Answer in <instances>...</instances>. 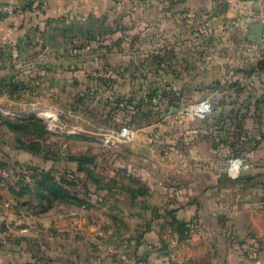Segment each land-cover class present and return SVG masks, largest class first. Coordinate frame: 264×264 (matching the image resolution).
I'll return each instance as SVG.
<instances>
[{"label":"rangeland","instance_id":"rangeland-1","mask_svg":"<svg viewBox=\"0 0 264 264\" xmlns=\"http://www.w3.org/2000/svg\"><path fill=\"white\" fill-rule=\"evenodd\" d=\"M197 22L190 28L192 35ZM197 42L202 49L206 40ZM221 49L218 45L217 51ZM155 55L148 70L150 81H112V74L99 81L96 64L89 81L52 97L54 111H42L55 115V127L51 129L38 114L50 133L38 138L41 147L36 153L59 156L61 165L28 167V159L14 155L10 145L15 136L4 118L12 112L0 103V171L14 167L21 173L18 181L0 177V203L11 197L16 204L9 209L28 201L26 205L42 212L57 210L63 222L85 217L91 224L84 234L81 228L60 230L58 247L45 243L26 258V264H264L262 174L241 176L250 167L251 153L254 159L262 156L256 148L262 133L260 128L251 137L246 133L247 119L241 115L256 120L254 99L234 83L243 81L244 74L245 81H262L254 76L262 74L264 53L246 65L239 78L224 71L222 81L213 75L218 62L210 65L203 59L199 67L194 55L172 62L176 79L164 80L162 55ZM138 72L140 78L148 73ZM199 76L212 80L193 81ZM204 98L212 106L205 118L175 117L180 107ZM170 104L180 107L168 113ZM124 125L136 130L131 141H122L117 134ZM237 156L245 157L249 167L231 179L226 168ZM70 157L84 159L81 170ZM210 170L220 175L218 183L212 182ZM40 171L49 173L47 180L58 182L60 193L37 189L34 178L40 179ZM42 193L47 201L41 199ZM5 210L0 204V215ZM17 226L0 220V244H6L0 248L19 242V236L12 235ZM70 239L78 257L74 261L65 258L71 252Z\"/></svg>","mask_w":264,"mask_h":264},{"label":"crops","instance_id":"crops-1","mask_svg":"<svg viewBox=\"0 0 264 264\" xmlns=\"http://www.w3.org/2000/svg\"><path fill=\"white\" fill-rule=\"evenodd\" d=\"M0 3L15 7L12 14H0V103L11 110V118L39 117L42 110L53 112L52 97L62 89L76 86L77 82L82 84L79 81H89L88 73H92L96 64L99 81L110 78L111 74L114 75L112 81H150L148 70L155 54H161L162 65L166 67L163 78L170 81L176 79L171 74L172 62L194 55L193 59L198 60L194 64L199 67L203 66V59L205 64L218 62L212 69L213 75L215 81H222L224 71L239 78L238 73L244 72L246 65L262 58L264 53V42L257 43L250 38L254 33L250 25L257 21L238 23L226 35L216 32L205 38L202 49L197 47L198 39L190 29L200 19L208 18L210 23L217 24L228 17L264 8L263 0H0ZM218 45L223 47L221 51H217ZM218 54L222 56L221 61L216 60ZM144 69L147 76L140 78L138 71ZM247 76L244 74L243 81L234 83L246 95L252 93L256 120L244 113L241 116L247 119L244 126L249 128L246 130L249 137L260 128L262 138L256 148L262 156L254 159L251 153L250 167L241 176L262 174L264 245V68L262 74L254 76L262 77V81H245ZM178 77L182 79L185 74L179 73ZM203 79L212 80L199 76L193 81ZM12 143L14 155L28 159V167L53 163L57 166L63 161L59 156H44L19 147L14 137ZM210 164L213 168V161ZM209 175L214 184L219 182L218 172L213 175L210 170ZM27 202L21 201L15 209L6 208L0 215L6 226L18 225L12 235L20 238L19 242L7 245L8 248H0V264H26V258L32 252L36 254L45 243L58 247L60 230L77 232L81 228L84 234L91 228L85 217H70L63 222L57 210L42 212L29 207ZM64 223L70 225L64 228ZM68 242L71 252L65 258L74 261L78 257L72 251L73 241ZM58 259L53 257L52 260Z\"/></svg>","mask_w":264,"mask_h":264},{"label":"built area","instance_id":"built-area-1","mask_svg":"<svg viewBox=\"0 0 264 264\" xmlns=\"http://www.w3.org/2000/svg\"><path fill=\"white\" fill-rule=\"evenodd\" d=\"M264 1V0H263ZM13 4L0 3V14H12L14 12ZM261 22L264 25V8L255 9L249 13H244L241 15H236L234 17H228L224 21L217 24L210 23L209 19H203L200 22L194 24L193 34L196 38L202 39L213 36L216 32L226 35L230 32L231 28L238 23H248V22ZM212 110L210 100L208 98L200 99L192 103L185 104L180 107L175 114V117L182 121L187 116H194L197 118H205ZM41 118L47 123V125L52 129L55 127L56 117L48 111L40 112ZM54 119V121H52ZM122 141H131L135 134L136 130L132 129L130 126L124 125L120 128L117 133ZM249 167L248 161L245 157L237 156L230 159L227 168L226 174L230 178H237L244 170ZM0 177H10L14 181H18L21 178V173L19 169L14 167L3 168L0 171ZM5 208H10L16 204L15 199L9 197L4 199L0 203Z\"/></svg>","mask_w":264,"mask_h":264},{"label":"trees","instance_id":"trees-1","mask_svg":"<svg viewBox=\"0 0 264 264\" xmlns=\"http://www.w3.org/2000/svg\"><path fill=\"white\" fill-rule=\"evenodd\" d=\"M261 67L264 68V61H261ZM12 88H15V86H12ZM180 107L179 104H173L169 105L167 107L166 112H174ZM7 122L8 129L13 131L15 133V141L18 143L19 147H23L31 152H38V150L41 147V142L38 140V138L42 137L45 133H49L48 129L46 128L43 120L36 116H29V117H4ZM32 125H36L38 129L34 131L32 129ZM25 136H31V137H25ZM37 137V138H35ZM70 159H73L78 162V169H82V163L84 159H81V157H70ZM39 174H41L40 179L34 178L35 186H37V189L45 188L49 190L51 193L58 194L61 192V186H59L58 182L54 180L53 178H50V180H47L44 177H48L49 173L47 171H40ZM30 178V175H28ZM228 179V177H226ZM97 181V179H96ZM28 187V186H27ZM27 187H25L24 191L27 190ZM23 189V188H22ZM29 191V189H28ZM41 193V192H40ZM41 199L48 200L47 194L42 193ZM41 202V200H39Z\"/></svg>","mask_w":264,"mask_h":264},{"label":"water","instance_id":"water-1","mask_svg":"<svg viewBox=\"0 0 264 264\" xmlns=\"http://www.w3.org/2000/svg\"><path fill=\"white\" fill-rule=\"evenodd\" d=\"M250 27L253 29L254 33L251 34L250 38L257 42H264V25L261 22H256L250 25Z\"/></svg>","mask_w":264,"mask_h":264},{"label":"bare ground","instance_id":"bare-ground-1","mask_svg":"<svg viewBox=\"0 0 264 264\" xmlns=\"http://www.w3.org/2000/svg\"><path fill=\"white\" fill-rule=\"evenodd\" d=\"M48 113H50V112H48ZM50 114H52V113H50ZM52 121H54V119H52Z\"/></svg>","mask_w":264,"mask_h":264}]
</instances>
